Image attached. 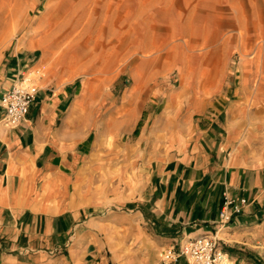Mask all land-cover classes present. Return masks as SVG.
Segmentation results:
<instances>
[{
    "label": "crops",
    "instance_id": "1",
    "mask_svg": "<svg viewBox=\"0 0 264 264\" xmlns=\"http://www.w3.org/2000/svg\"><path fill=\"white\" fill-rule=\"evenodd\" d=\"M139 14L129 23L130 58L161 48L157 20ZM263 30L253 26V49L230 35L228 46L198 50L205 43L195 39L186 48L237 56L233 83L216 81L215 65L205 66L198 74L213 73L207 85L189 76L177 87L135 81L121 104L105 97L102 81L82 79L81 64L59 67L16 47L0 69V97L27 66L43 73L23 121L6 125L0 107V264H161L163 249L178 252L201 234H216L223 264H264ZM146 66L139 61L130 73L142 79ZM106 99L114 104L104 115ZM123 135L133 136L122 144ZM121 177L142 188L125 210L101 209L119 199L104 196V182ZM223 191L246 205L217 225Z\"/></svg>",
    "mask_w": 264,
    "mask_h": 264
},
{
    "label": "rangeland",
    "instance_id": "2",
    "mask_svg": "<svg viewBox=\"0 0 264 264\" xmlns=\"http://www.w3.org/2000/svg\"><path fill=\"white\" fill-rule=\"evenodd\" d=\"M133 12L141 13L138 15L141 20L149 17L157 20L153 39L161 43V48L146 53L145 58L127 56ZM253 26L264 28V0H0V69L16 47L30 46L35 59L45 57L59 67L69 62V65L81 64L85 68L84 74L80 75L82 79L102 81L105 97L121 104L124 91L135 81L148 80L151 85L164 83L177 87L189 76L191 82L207 85L213 73L205 69L198 74L205 66L215 65L216 81L233 83L237 56L192 54L186 48H191L195 39L205 43V46L197 47L198 50L209 48L214 41L215 46L222 47L230 35L236 45L241 41L248 49H253L254 45L250 44ZM170 40L177 49L174 53ZM182 54L186 55L182 57ZM143 60L147 61L146 73L141 75L142 79L136 78L130 73V67ZM183 64L190 65L193 74L182 73L179 66ZM25 70L24 74H29L34 83L43 73L42 67L31 70L27 66ZM90 94L94 95L95 90ZM113 104L105 100L104 115ZM155 108L153 104L151 111ZM94 132L92 129V134ZM132 136L123 135L119 140L124 144ZM108 141L105 149L110 153L115 140L110 137ZM125 174L122 176L127 177ZM141 188L138 180L128 182L123 177L119 183L112 179L104 182V196L114 197L117 193L119 199L109 200L101 209L125 210L127 199ZM224 193L236 200L245 199L223 191L222 203ZM245 205L246 202L243 207ZM218 220L219 212L216 224L220 225ZM4 253L0 252V263Z\"/></svg>",
    "mask_w": 264,
    "mask_h": 264
},
{
    "label": "built area",
    "instance_id": "3",
    "mask_svg": "<svg viewBox=\"0 0 264 264\" xmlns=\"http://www.w3.org/2000/svg\"><path fill=\"white\" fill-rule=\"evenodd\" d=\"M18 73L11 85L1 94L0 107L3 110V121L8 126H16L23 121L29 107L35 101L38 87L32 79ZM245 199L236 200L228 193H224L223 203L219 211V224L230 221L234 214L240 213ZM183 256L187 264H223L224 253L219 248L216 234H201L188 238L181 245L178 252L172 247L161 252V264H171Z\"/></svg>",
    "mask_w": 264,
    "mask_h": 264
},
{
    "label": "bare ground",
    "instance_id": "4",
    "mask_svg": "<svg viewBox=\"0 0 264 264\" xmlns=\"http://www.w3.org/2000/svg\"><path fill=\"white\" fill-rule=\"evenodd\" d=\"M108 8V7H107ZM158 12V11H157ZM1 37V36H0ZM74 44V43H73ZM208 45H210V44H208ZM47 63V62H46Z\"/></svg>",
    "mask_w": 264,
    "mask_h": 264
}]
</instances>
